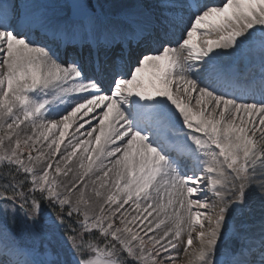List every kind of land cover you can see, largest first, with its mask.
Segmentation results:
<instances>
[{"label": "snow or ice", "instance_id": "6c2138e0", "mask_svg": "<svg viewBox=\"0 0 264 264\" xmlns=\"http://www.w3.org/2000/svg\"><path fill=\"white\" fill-rule=\"evenodd\" d=\"M253 190L264 0H0V264H264Z\"/></svg>", "mask_w": 264, "mask_h": 264}, {"label": "bare ground", "instance_id": "6f19581e", "mask_svg": "<svg viewBox=\"0 0 264 264\" xmlns=\"http://www.w3.org/2000/svg\"><path fill=\"white\" fill-rule=\"evenodd\" d=\"M35 2H43V3H60L63 2V0H47V1H41V0H35ZM177 95H180V93L177 92ZM193 107L197 108V106L193 103ZM250 218L254 223L259 222L261 219V216L264 215V200H261L259 194L253 190L252 195L250 197Z\"/></svg>", "mask_w": 264, "mask_h": 264}, {"label": "rangeland", "instance_id": "374dc122", "mask_svg": "<svg viewBox=\"0 0 264 264\" xmlns=\"http://www.w3.org/2000/svg\"><path fill=\"white\" fill-rule=\"evenodd\" d=\"M177 94V93H176Z\"/></svg>", "mask_w": 264, "mask_h": 264}]
</instances>
